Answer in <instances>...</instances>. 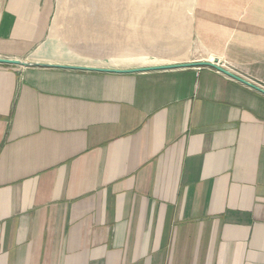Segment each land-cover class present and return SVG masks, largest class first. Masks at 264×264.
<instances>
[{
  "label": "crops",
  "instance_id": "crops-1",
  "mask_svg": "<svg viewBox=\"0 0 264 264\" xmlns=\"http://www.w3.org/2000/svg\"><path fill=\"white\" fill-rule=\"evenodd\" d=\"M0 58L264 89V0H0ZM0 264H264V95L0 64Z\"/></svg>",
  "mask_w": 264,
  "mask_h": 264
},
{
  "label": "water",
  "instance_id": "water-1",
  "mask_svg": "<svg viewBox=\"0 0 264 264\" xmlns=\"http://www.w3.org/2000/svg\"><path fill=\"white\" fill-rule=\"evenodd\" d=\"M0 64L2 65H11L24 68H56V69H65V70H78V71H90V72H100V73H110V74H137L145 72H154V71H166V70H177V69H187V68H212L227 77L244 84L245 86L256 90L264 95V89L233 74L229 70L219 66L218 62H198V63H181V64H170L165 66H153L145 68H137L131 70H111V69H99V68H87V67H78V66H63V65H53V64H41L34 62H24L21 60H12V59H2L0 58Z\"/></svg>",
  "mask_w": 264,
  "mask_h": 264
},
{
  "label": "rangeland",
  "instance_id": "rangeland-1",
  "mask_svg": "<svg viewBox=\"0 0 264 264\" xmlns=\"http://www.w3.org/2000/svg\"><path fill=\"white\" fill-rule=\"evenodd\" d=\"M192 59H195V57L193 58V56H187V58H183L182 56H180L179 57V62H186V60H188V61H190V60H192ZM196 59H197V57H196ZM174 63V62H173Z\"/></svg>",
  "mask_w": 264,
  "mask_h": 264
}]
</instances>
